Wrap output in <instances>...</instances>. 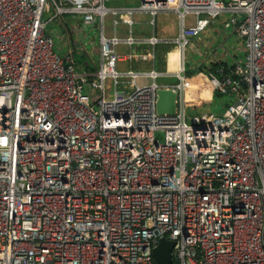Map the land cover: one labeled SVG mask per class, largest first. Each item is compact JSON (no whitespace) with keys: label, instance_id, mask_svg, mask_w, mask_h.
<instances>
[{"label":"built area","instance_id":"2783aa9c","mask_svg":"<svg viewBox=\"0 0 264 264\" xmlns=\"http://www.w3.org/2000/svg\"><path fill=\"white\" fill-rule=\"evenodd\" d=\"M132 1L0 0V264H158L162 238L172 264H264V0L106 5ZM158 13L177 16L175 38L133 36L137 15ZM66 17L99 20L93 72L54 51L47 27ZM108 17L124 37L105 34ZM212 22L245 55L192 88L185 51ZM158 44L175 46V70L157 71ZM132 62L150 66L118 68ZM160 89L174 114L157 112ZM192 90L234 102L188 124Z\"/></svg>","mask_w":264,"mask_h":264},{"label":"crops","instance_id":"0c3cea01","mask_svg":"<svg viewBox=\"0 0 264 264\" xmlns=\"http://www.w3.org/2000/svg\"><path fill=\"white\" fill-rule=\"evenodd\" d=\"M139 2H140V0L132 1L129 3H126V2H109L106 4L108 6L131 7V6H136ZM157 15H159V14H157ZM157 15L154 18V25H151L152 17L145 15V14L137 15L134 18V25L132 27L133 36L138 38L141 36L147 37L150 35H155L159 39H173V38H175L177 33H178L177 16L173 13H166V15L161 16V18L159 19L160 21L163 17H168V16L171 17V20H169L167 24L162 25L159 28V31H157V21H156ZM122 21H123V19H122ZM79 23H80L79 18L66 17L65 31H63L64 29L59 30V26H55V29L53 31H51L50 33H48V32L47 33L52 34L54 41L56 40L57 42L60 43V46H56V50H60V52H62V54H64V55L69 51V49H68L69 47L70 48L72 47V49L75 52V47L77 45L74 43L73 38H78V40L82 39V41H80V43L78 45V47L81 49L79 53H81V56H82L81 63H78L79 70H86L88 72H93V71H90L89 69L92 68L93 70H95V68L98 66V62H99V32H100L99 20H96V22L94 24H92L91 26H88L87 28L83 27L84 29L87 30L84 33V35L86 34V36H84V37H83V35L81 37L75 36L74 34L72 35V33H70V31L68 30V29H70V27L73 28L76 25H78L77 27H79L80 26ZM104 32L108 36L115 34V35H119L120 37H124L127 34V28H126L125 24H121L116 29V27L113 25V18L108 17V18H106V20L104 22ZM220 32L223 35L227 36L224 41L228 42L229 36L232 33H227L226 30L222 27L220 22H212L210 24V26L199 37H197L196 39H194L192 41L193 44H191L189 47H192V48L195 47V50L198 51L199 56L201 57V56L205 55V58H206V54L209 53L210 48H211L208 41L211 40V38L213 36H215L216 34L219 35ZM91 34H94V36L92 38H89V36ZM54 46H55V42H54ZM144 47H141L140 45L134 46L133 48L130 49V51H133V49L136 50V49H141ZM169 47H173V48L168 49ZM198 47H200V49H198ZM231 49H233V47L231 45H229V50H231ZM54 50H55V47H54ZM56 50H55V52H57ZM118 51L119 52H127L129 50H127L126 46H121L118 48ZM175 52H176V48H175V46H173L171 44L170 45L158 44L154 48V51H153L154 56H155V61L157 60L158 54L166 53L165 57L167 56L168 61H169V72L175 70V68L173 66V61H171V55ZM232 52H231V54L233 56H235V54ZM58 54H60V53H58ZM211 54H213V55L211 56ZM229 57H230L231 61L233 62L234 59H232V56H230V54H229ZM218 60L228 61L227 58L220 57V56H218V54H216L214 51H212L210 53V56L206 58L205 62H203L201 64L200 63L195 64L194 69H193L194 72H191L187 75L189 86L192 88H197V86L194 85L197 80H195V78L193 80L192 78L194 77L196 72L200 73L197 71V68L199 66H201L202 64L205 66H208L209 65L208 63H210L212 61L213 62L218 61ZM228 63L231 64L229 61H228ZM165 64H166V60H165ZM149 66H150V64H147V63L141 64L138 62H132L130 64H124V63L119 64L118 68L120 70H124L127 67H132L133 69L141 70V69H147ZM155 67H156V63H155ZM170 68H172V69H170ZM206 68L207 67L203 66V70L207 71ZM197 76H199V75H197ZM160 81H161V79H160ZM141 83H147V80H141ZM192 92L191 91L187 92V99L189 97H195L197 95L200 98H204V97L207 98V95L203 92H201V94L195 93L196 90H192Z\"/></svg>","mask_w":264,"mask_h":264},{"label":"rangeland","instance_id":"374dc122","mask_svg":"<svg viewBox=\"0 0 264 264\" xmlns=\"http://www.w3.org/2000/svg\"><path fill=\"white\" fill-rule=\"evenodd\" d=\"M107 5V4H106ZM108 6V5H107ZM159 15H157L156 17V21H157V31H159V28L162 25H165L168 23L169 20H171V17H163L161 19V21L159 20L161 18V16L166 15V13H158ZM49 18V15L45 14L44 15V19L47 20ZM188 21L191 20V17L187 18ZM220 19H224V17L220 18ZM64 22L66 24V20L64 19ZM55 26H57L55 24V22H52L48 25L47 27V32L50 33L51 31H53L55 29ZM79 30H74L72 27H70V33H72V35L74 34L75 36H79L81 37L83 35L86 36V34L84 35V33L87 31L86 29L82 28V27H78ZM207 32V31H206ZM81 33V34H80ZM94 36V34H91L89 36V38H92ZM227 36L223 35L221 32L219 35H215L211 38V40L208 41L209 45H210V51H214L216 54H218V56L220 57H224L227 58L229 62H231V59L229 57L228 53H231L233 51V53L235 54V56L237 57L236 60H240L243 59L244 55H245V51L244 48L240 42V40L234 35L231 34L229 36V40L228 42H225V38ZM74 43L77 45L75 47V52H74V60H75V64L77 67H79L78 63H81L82 61V56L80 52V48L78 47L80 41L78 40V38H73ZM55 42V50H56V46H60V43L57 42L56 40ZM229 45H231L233 47V49L229 50ZM224 48H223V47ZM173 47H169L168 49H172ZM187 47L186 51H185V70H186V75H188L191 72H194V66L197 63H203L205 62L206 58L210 56V52L206 54V58L205 55L204 56H199V53L197 50H195V47ZM198 49H200V47H198ZM54 50V51H55ZM229 50V51H228ZM57 54L59 56H63L64 54H62V52H60V50H56ZM166 53H161L157 55V60H156V69L159 72H165V71H169V61H168V57H165ZM213 54H211L212 56ZM205 59V60H204ZM165 60H166V64H165ZM175 59L172 58L171 55V61H174ZM204 60V61H203ZM168 61V62H167ZM199 64V65H200ZM172 69V68H170ZM195 74V73H194ZM193 74V75H194ZM188 78V77H187ZM190 80V79H189ZM158 82L160 83H167V84H174L176 83V79H161L158 80ZM120 89H122L121 86H119ZM234 101L231 97L229 96H219L217 97L216 95L212 94L210 96H208L205 100L200 101L199 103L196 101V99L194 97H189L188 98V102H187V110H186V115H187V123H190V120L192 117L196 116V115H201V114H214V115H219L222 114L224 109L229 106L230 104H232Z\"/></svg>","mask_w":264,"mask_h":264},{"label":"water","instance_id":"95a60500","mask_svg":"<svg viewBox=\"0 0 264 264\" xmlns=\"http://www.w3.org/2000/svg\"><path fill=\"white\" fill-rule=\"evenodd\" d=\"M158 100L156 104L159 114L172 115L175 112L176 95L171 90L160 89L157 91ZM173 242L165 238L159 240L158 245L153 249V259L158 264H172Z\"/></svg>","mask_w":264,"mask_h":264},{"label":"trees","instance_id":"16d2710c","mask_svg":"<svg viewBox=\"0 0 264 264\" xmlns=\"http://www.w3.org/2000/svg\"><path fill=\"white\" fill-rule=\"evenodd\" d=\"M223 47V46H222ZM224 48V47H223ZM233 53V52H232ZM230 54V56L232 55L231 53H229ZM237 57L236 56H233L232 55V59H236ZM232 62V61H231ZM230 62V63H231ZM209 65L208 66H205V65H203L204 67H207L206 68V70L207 71H205V70H203V66L201 65V66H199L198 68H197V71L198 72H201V73H212V74H215V75H220V73H219V71H222L223 73H226V72H228L229 71V68L231 67V65H232V63L231 64H229L228 63V61H221V60H218V61H212V62H210V63H208ZM78 69H79V67H77ZM90 71H94L92 68H90L89 69ZM197 73V72H196ZM214 95H216L217 97H219V96H221L220 94H218V93H213ZM207 95V97L208 96H210V95H212V94H206ZM204 99H206L205 97L202 99V100H204ZM225 110V109H224Z\"/></svg>","mask_w":264,"mask_h":264},{"label":"bare ground","instance_id":"6f19581e","mask_svg":"<svg viewBox=\"0 0 264 264\" xmlns=\"http://www.w3.org/2000/svg\"><path fill=\"white\" fill-rule=\"evenodd\" d=\"M176 56H177V52H175V53L172 54V58H173V59H175Z\"/></svg>","mask_w":264,"mask_h":264}]
</instances>
